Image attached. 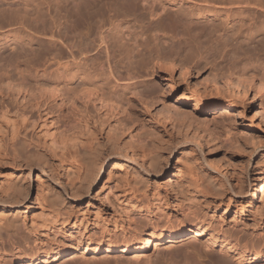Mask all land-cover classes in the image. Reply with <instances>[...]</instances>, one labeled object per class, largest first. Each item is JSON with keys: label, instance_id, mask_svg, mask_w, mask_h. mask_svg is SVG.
<instances>
[{"label": "rangeland", "instance_id": "obj_1", "mask_svg": "<svg viewBox=\"0 0 264 264\" xmlns=\"http://www.w3.org/2000/svg\"><path fill=\"white\" fill-rule=\"evenodd\" d=\"M112 1L0 0V94L6 84L67 90L94 83L110 95L134 91L153 102L133 96L127 112L110 115L96 104L84 111L68 100L36 105L0 95V264L68 249L72 259L47 264H208L225 254V239L264 234V98L249 102L250 91L244 101L225 79L264 63V14L255 23L205 0H148L165 6L153 27L170 13L192 33L171 39L165 20L171 32L163 21L164 38L154 42L141 39L132 18L108 14ZM106 3L90 19V5L99 12ZM166 57L190 65L196 79L178 70L170 78ZM129 74L138 76L137 87ZM137 149L157 150L158 168L133 162ZM58 181L61 202L48 201ZM254 188L255 203L244 209ZM182 226L205 232L152 248L139 263L130 254L83 250L89 241L123 243Z\"/></svg>", "mask_w": 264, "mask_h": 264}, {"label": "bare ground", "instance_id": "obj_2", "mask_svg": "<svg viewBox=\"0 0 264 264\" xmlns=\"http://www.w3.org/2000/svg\"><path fill=\"white\" fill-rule=\"evenodd\" d=\"M113 1H112V3L115 2V1L114 2ZM116 1L117 2H115L114 4L109 3V4H112V5H110L109 8L107 6V3L104 5L101 4V6H103L102 9L97 8L99 10V12H95V10L93 11V6L90 5V19H91V16L93 17V15H94V17H95L97 13H101L102 10L105 11V9L108 8L106 10L108 12V14H111V12H113L114 14L118 15V18L121 17L122 21H127V19L131 20L130 18H132V20L135 21L134 23L135 24L137 23L139 26V29H140L139 36L141 35V37H142V38L140 37L141 39H145L144 35H146V36L150 35V37L152 35L154 42H155V41H157V38H159V36H160V34L158 36V33L163 31L162 34L165 35L166 31L164 29H166V28L169 29V32H171V30L173 31L172 35L174 34L173 35L174 37L172 36L171 39L175 38V36H178V34H180V32H182V34L189 35V36H191V34H192L191 29H184V30L181 29L180 30L181 27L184 28L185 24L182 22V20H180L176 17L175 18L169 17V16H172V15H170V13H169V15L166 14L164 16V18H165V20L170 21L171 23L166 22L164 19H163V21H165L164 25L167 23L171 24L173 29L171 27L168 28V26H170V25H168V26L165 25L166 28L163 29V27H165L164 25L162 26L163 21H162V23H156V24H158V26L156 25L155 27H153V25H155V24H153V21L158 20L161 22V20H162V17H161V19H159V13H158L160 11L162 12L165 10V6H163L162 4L161 5L160 4L155 5V3H151L148 0H142V1H140V0H133V1H131V0H116ZM205 2L209 5H214V6L216 5L219 7H228L231 9L235 8L236 10H240L241 12L247 14L248 17L253 22L256 21V15L264 14V0H205ZM95 4L97 5V3H95ZM96 5L94 7H96ZM105 5L107 6V8L104 9ZM88 8L89 7H87L86 9H88ZM163 13H167V12H163ZM100 15H102V14H100ZM116 18H117V16H116ZM121 18H119V19H121ZM170 28H171V30H170ZM158 29H160L161 31H159ZM167 34L170 35V33H168V32H167ZM143 36H144V38H143ZM170 37H171V35H170ZM179 37L181 38L182 36L179 35ZM54 38L55 37L52 36V39H54ZM160 38H164V37H160ZM176 38H178V37H176ZM102 41H103V37H102ZM160 45H162V44H160ZM136 48H137V45L135 42L134 49L136 50ZM260 48H261V46H260ZM257 51L260 54L262 52V49H258ZM137 52L139 54L141 53L140 48ZM164 60H165L164 61L165 63L162 66H163V68H165V70L169 74L170 78H172L174 72H176L178 70V71H181V75L184 78L191 79V80L196 79L195 74L192 72L190 65H188V64L186 65L185 63L183 64L182 62L178 63V62H176V59H173L172 57L171 58L166 57V59H164ZM263 64L259 65V67H257V69L256 70L254 69L253 71H249L247 69H241L240 71L236 72V74L234 73L235 75L228 74L227 76H225L227 83H229V84L234 83V86L237 89H240V91L242 92L241 98L244 101L248 100V96H249L250 91L251 92L253 91L255 94H254L253 98L249 100V102L253 101V99L257 96H261L262 98H264V65ZM131 74H129L128 80H129V82H131V81L135 82V83L132 82V84H133L132 86L137 87L140 84V83L136 82L138 80L137 79L138 76L136 77V75L134 76V74L133 75H131ZM116 81H118V80H116ZM142 84L146 85V84H144V82H142ZM46 86H49V85H46ZM50 86H52V85H50ZM4 87H5L4 91H1L2 95H5V94L8 95L11 93V94L15 95V97H22L23 101L26 99H29V100L31 99L32 101L36 102V105H40L41 102L46 103L48 101H51V102L55 101V102H57L58 106H62L65 103V100H68L72 106H76L77 104L81 105L84 111L87 110L89 105L92 106V105L96 104L97 106H99L100 111H103L105 114H110V115L112 113L124 114L125 112H127L130 105H131V101H132L131 97H133V96L136 98L137 101L139 100L142 103H150L151 105L153 103L152 100L147 99L145 96L143 97L142 96L143 94L141 95V93H136L134 91H132V92L130 91V93L125 98H122L124 95L123 96L121 95L122 97L120 95H119V97H117V96H115L116 94L115 95L107 94L102 89L98 88L94 83H90V85L84 86L82 88L69 86V88L67 90H65V89L62 90L58 86H53V87H50L48 89H45L47 87H44L43 89L42 88L39 89L40 88V86H39V88L37 87L38 89H36L35 86H33V85H30V86L26 85V86L22 87L20 85L6 84V85H4ZM196 104H197L196 105L197 108L195 110L197 112H200L204 108V105H203V103H196ZM144 150H141V149H137V150H133V151L131 150L133 153V158H132L133 162H135V158H137V159H140V160L146 162L149 165V167H151L153 169H157L158 168V161L161 158V154L157 150L154 153L150 152L152 154H146V151L144 152ZM84 151L85 150H79V151H75V152L82 153ZM84 153H86V152H84ZM38 157L40 158L39 160L41 161L42 156L39 155ZM42 164H44V163H42ZM216 164L219 166L220 169L222 168V166L219 165V163H216ZM45 169H46L45 166L40 167V171L42 173L45 172ZM217 173H218V170H217ZM102 175H103V165L99 171V177L101 178ZM37 180H39V178H37ZM208 180H209V182L212 181L211 177H208ZM138 183H140V181ZM18 188H19V191L21 192L22 186H20ZM64 188H65L64 185L58 181L57 186H55L54 190H48L47 191V195L45 194L46 199L48 200V198H50L56 202H61V201H59L60 198L58 197V195H59L58 190L62 191V190H64ZM255 198H256V188H254V190L251 191V193H249L247 201L244 204V209L251 208L255 203ZM2 222H3L4 227L10 226L8 220L2 219ZM1 227L2 226H0V228ZM1 229H3V228H1ZM204 232H205V229H203L201 227H198V228H193V227L189 228L188 227L187 228L185 226H182L176 230L163 231L160 234H156V232L139 233L134 237L133 240L124 241L123 243H118L117 241L115 242V240L105 239V238H102L101 240L97 241L95 244H94V242L89 241L87 243V246L84 247L83 250H85V252L91 251L95 255L103 253V252L108 254V255L118 253V252L121 255L130 254V255H133L132 257L134 258V260L139 263L140 258L143 256H146L148 251L152 248L155 249L158 246H161L163 244H172L176 241L187 239L191 234H193V235L195 234L193 236V238L196 239L197 237L204 234ZM258 235H260V234H258ZM251 237L252 238L241 236V237H238L237 239H234V240H232V238H230V237H229V239H225L224 243L221 244V252H224L225 254L220 256L216 261L212 262V260H210L208 262V264H264V234L263 235L261 234L257 238L256 233H254ZM214 244H216V243L212 242V244L209 243L206 246L210 247ZM3 245L6 246V243H3ZM68 250L55 252L51 255H50V253H47L45 257H42V258L35 257L34 259H31L29 261L27 260V262H25V263L23 262L21 264H47L50 261H56L58 259H63V258L72 259L73 257H71V256H72L73 249H71L69 251ZM148 263H149V261H146V264H148ZM184 264H188V263L185 262Z\"/></svg>", "mask_w": 264, "mask_h": 264}]
</instances>
